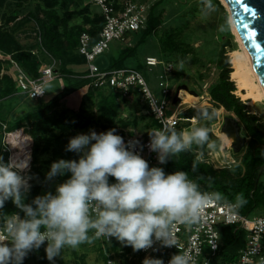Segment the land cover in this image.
I'll return each instance as SVG.
<instances>
[{
    "label": "clouds",
    "instance_id": "obj_1",
    "mask_svg": "<svg viewBox=\"0 0 264 264\" xmlns=\"http://www.w3.org/2000/svg\"><path fill=\"white\" fill-rule=\"evenodd\" d=\"M202 5L203 14L213 9L212 0H202ZM214 115L207 109L198 113L203 120ZM147 135L146 147L156 154L158 165H166L173 156L190 150L193 143L204 144L208 129L193 127L178 132L163 127ZM144 148L140 139L125 141L117 128L78 133L65 148L78 159L53 161L45 183L65 174L69 177L57 184L54 192L46 191L30 201L32 182H39L38 175L31 172L30 157L4 161L0 156V210L8 201L17 210L4 214L0 222V264H24L42 247L49 264H56L65 247L77 248L101 237L110 242L115 238L133 252L179 249L177 225L199 222L208 202L220 201L222 196L201 192L184 171L168 173L164 167L150 166L142 155ZM110 177L115 183H110ZM243 203V194H238L236 206ZM142 264L165 261L146 256ZM167 264H194V260L189 252L178 250Z\"/></svg>",
    "mask_w": 264,
    "mask_h": 264
},
{
    "label": "rangeland",
    "instance_id": "obj_2",
    "mask_svg": "<svg viewBox=\"0 0 264 264\" xmlns=\"http://www.w3.org/2000/svg\"><path fill=\"white\" fill-rule=\"evenodd\" d=\"M15 1L17 3V0ZM115 1H117L118 5H121L127 0ZM131 1L140 5L142 8L141 14L145 20L144 24L138 31L128 35V41L126 39L124 41H111L109 48L101 55H98L94 63L101 69L109 67L118 55L128 50V48L134 47L131 57L126 58L122 64L126 66L124 68H135L139 70L147 79L150 88L157 96H159L157 86L158 78L160 75H164L165 82L171 89L172 95L180 92V100L177 99L181 101V105L177 110L178 113L186 109H209L210 113H215L211 120L197 119L196 117L193 119L191 117V123L183 124V126L187 125L184 129L185 131H189L193 127H205L208 129V140L204 144L199 145L200 149L194 147L196 145L195 143L192 144L193 147L191 146L195 159L210 165L214 169H219L222 165H226L231 168L234 175L238 174L239 170L236 167L240 165L239 159L243 147L240 146L237 150L231 147L230 144L235 142L234 136L229 137L222 130L224 119L230 117L231 114L220 106H214L208 94L212 85L218 81L219 71L216 69L215 63L220 50L223 48L230 63V52L239 46L235 38L234 28L227 6L221 0H212V11L208 14H203L201 11L203 6L202 0ZM18 2L20 3H14V0H0V39L2 40L0 44L10 50L14 48L28 49L37 56L42 67L52 66L56 63L55 66L58 69L60 67L58 60L52 58L42 47L41 29L37 22L29 19V11L33 12L38 6L40 8L38 17L42 20L44 18L42 11L51 8L58 17L67 21V28L74 26L93 27L91 23L86 22L88 20L86 15L94 18L96 11H98L97 7L92 3V0H18ZM13 12H17L18 15L15 16L16 18L14 20H10L9 17L13 15ZM150 12L154 16H159L160 23L149 35L143 36L147 27V15ZM142 36L144 37L143 40L141 39ZM168 37H174V40H178V42L176 41L177 43L175 45H169L164 42ZM71 57L72 55L68 52L67 58ZM148 58L156 60V65L147 66L146 60ZM7 64L4 63L3 67L6 68ZM68 64V69L76 73H80L86 68L84 64H74L73 62H69ZM56 67H54V72H56ZM230 80L233 81L232 79ZM69 82L71 80L68 77H63L55 73L53 78L45 84V96L37 100L29 98L25 94H20L19 89L17 90V94H7L6 90L9 83L4 75L0 73V118L3 117L6 123L14 121V116L16 117V115L24 113L27 109L41 102H46ZM181 86H185L186 90ZM234 86V94L246 105L250 113L255 114L260 122L264 123V99L250 102V99L243 96L244 90L239 89L235 82ZM97 88L100 91L97 93L94 90L91 99L85 102L83 114L78 119L75 127V117L72 113L75 111L77 115L81 108V95L85 91L78 92L77 95H74L73 99L65 100L57 107V114L62 110L68 112L70 122H72L70 127L74 128H71V130L75 131L76 134H87L89 129H94L98 133L104 132L102 125L106 124V121L98 110V99L101 96L100 93L107 95V90L110 89H107L108 87L106 86ZM118 92L126 99L121 100L122 97L118 98L120 108L118 114L114 117L117 127L126 120V127L119 128L123 129L125 134L130 133L129 135L143 138L149 132V122L153 117L147 113L145 105L137 93L124 95L121 91ZM187 93L191 97H188ZM118 119L121 120L118 121ZM5 125L0 130V147L1 151L6 153L7 161L11 150L7 143L6 135L7 133L11 134L19 130L14 135L17 133L23 135L24 133L31 141L29 153L31 168L33 165L31 162V158L33 159V139L30 136L29 127L23 124L22 127L8 130L5 128ZM50 127L53 133L59 132L58 129L60 128L56 125L55 121L50 123ZM67 132L69 131L66 129ZM244 135L243 127H241L240 136L243 137ZM246 139H244L242 145L246 143ZM38 142L39 154L37 155L38 159L34 160V162L41 173L45 175L49 171L51 163L58 159L53 156L55 153L53 142L46 148L43 147V141L41 139ZM27 153L23 157H26ZM177 157V155L173 156L171 161L177 160ZM227 162L228 164H226ZM258 181L264 183V174L259 176ZM57 184L53 181L40 194L42 195L49 190L54 192ZM253 212V215L256 216L264 213L260 210ZM98 243L101 246L103 245L100 239H94L91 243H83L77 248L65 247L62 249L61 255L57 258V263L79 264L80 257L82 256L87 264H103L98 252ZM117 243L120 249L119 252H124V255L112 256V258H109L111 261L109 264H118L122 261L125 264H142V259H144L142 255L138 252H133L132 248L126 250L118 241ZM108 254L110 256L113 255L111 252ZM40 257L39 251L33 252L28 256L24 264H39Z\"/></svg>",
    "mask_w": 264,
    "mask_h": 264
},
{
    "label": "trees",
    "instance_id": "obj_3",
    "mask_svg": "<svg viewBox=\"0 0 264 264\" xmlns=\"http://www.w3.org/2000/svg\"><path fill=\"white\" fill-rule=\"evenodd\" d=\"M114 5H117L115 0H107ZM14 3L16 1L14 0ZM18 2L16 4H19ZM15 4V5H16ZM40 8L37 6L36 9L31 12L29 11V19L34 20L38 23L39 28L41 29V44L47 53H49L52 58L58 60L60 67H56V73L63 77H68L71 82L64 85L59 92H57L52 98L46 102H41L34 107H31L24 111V113L16 115L13 118L14 121H9L6 123V120L3 117L0 118V130L2 126L5 125V128L10 130L18 127H22L25 124L30 129V136L33 139L32 143V157L31 162V172L37 174L39 177V182L33 181V187L29 195V201L36 195H41L40 192L43 191L49 184H52L53 181L56 183L64 182L70 174H65L55 178L52 182L45 183V175L35 165L34 160H37V155L39 154V142L41 139L43 141V147L46 148L52 142L54 143V154L53 156L56 159H78L75 153L65 151V148L68 144V141L71 137L75 136V131L71 130L70 127V117L68 112L65 110L60 111L57 114V107L59 104L65 100H70L74 98V95L80 91H85L81 95V108L79 109L77 115L74 111V127L78 122L80 116H82L84 111L85 102L93 96L94 90L100 91L99 88L93 86L90 79L86 78L85 75L87 71H81L76 73L68 69V63L73 62L74 64H84L85 60L83 56L77 53V44L78 37L82 31H87L90 34V43L93 44L98 39L99 30L103 24V18L101 14L96 11L95 17H90L86 15L89 22L93 27H66V20L58 17L54 10L44 9L42 20L38 17ZM13 15L9 17L10 20H14L18 14L13 12ZM68 14V13H67ZM147 27L144 31L143 36L149 35L154 28L160 23L159 16H154L152 12L148 13ZM91 18V19H90ZM61 28V29H60ZM141 37L143 40L144 37ZM0 39V43H1ZM178 40H174V37H168L166 41L169 45H175ZM170 47V46H169ZM134 51V47L128 48L120 55L114 59V62L107 67V69H117L124 68L122 62L131 57ZM68 52L72 55L71 58H67ZM8 56L14 59L20 68L31 77H37L42 68L40 60L32 51L28 49H6V47L0 44V73L4 75L5 79L9 83L6 90L7 94H17L18 85L15 80V74L11 65L8 61ZM68 59H70L68 61ZM7 64L6 68L3 65ZM44 66V65H43ZM216 69H218V81L212 85L209 89V99L212 101L214 106H220L227 112H229L230 117L233 118L237 124L243 127L245 135L243 138H247L246 143L241 145L243 151L239 159L240 165L236 168L239 170V173L234 175L230 167H221L219 169H214L210 165L199 162L195 159V156L192 152V149L178 154L177 160L169 161L166 165H151V166H161L165 168V171L168 173L174 171H184L188 174L189 179L195 181L201 192L213 194L220 193L222 199L220 202H231L236 204V197L238 194H243L245 203L238 207V210L243 215L253 214L255 210H260L264 212V183L258 181L259 176L264 174V170L260 172V167L264 165V123H261L258 117L255 114L250 113L247 110L246 105L239 99L238 96L234 94L235 86L234 82L229 79V74L231 72L230 63L228 57L223 51V48L220 50L216 63ZM101 89V88H100ZM109 89V88H107ZM108 94L104 95L102 93L98 99V110L101 112V115L104 116L106 124L102 125V130L107 131L111 128H117V133L122 137L125 135L123 129L126 127L125 122L121 123L117 127L114 117L118 114L120 108V102L118 98L122 97L121 100L126 99L121 95L120 92L114 89L107 90ZM22 94V93H20ZM42 99V98H41ZM38 100V99H37ZM199 110H190L186 109L179 113L181 118H191L196 117L199 119L198 113ZM209 111V109H207ZM71 111V112H72ZM72 117V118H74ZM151 118V117H150ZM121 119H118L120 121ZM56 122V125L60 129L58 133H53L50 127L51 122ZM73 121V120H72ZM184 123L180 122L175 126V130L184 131ZM149 131L157 128L158 125L156 121L151 118L149 122ZM66 129L67 132L66 133ZM74 129V128H73ZM71 130V131H70ZM130 134V133H129ZM128 134V135H129ZM144 139L149 138L146 134ZM193 147V146H192ZM196 149H200L199 145H194ZM0 156L3 157L4 161H7L6 153L1 151L0 147ZM241 168V169H240ZM113 178H109L111 180ZM17 211L14 208V205L11 201L6 202L5 208L0 210V222L3 220L4 214H11ZM92 236V233H89ZM246 231L243 228H240L236 225H225L220 228V245L217 251L216 258L213 259L212 264H226L237 259L238 251L241 249L245 242ZM98 252L100 258L102 259L103 264H107L109 258L116 256H123L124 252H119L117 240L113 238L111 242L106 244L105 248H102L100 243H98ZM131 247H125L126 250H130ZM105 251H104V250ZM111 252L113 255H109ZM41 255L39 259V264H49L46 259L45 252L43 247L39 250ZM25 262V261H24ZM56 264L57 259H56ZM79 264H87L83 257H80ZM118 264H125L123 261Z\"/></svg>",
    "mask_w": 264,
    "mask_h": 264
},
{
    "label": "built area",
    "instance_id": "obj_4",
    "mask_svg": "<svg viewBox=\"0 0 264 264\" xmlns=\"http://www.w3.org/2000/svg\"><path fill=\"white\" fill-rule=\"evenodd\" d=\"M92 3L101 14L103 24L99 30L98 39L93 44L90 43V34L87 31H82L78 37L77 51L83 56L88 69L85 77L90 79L96 88L106 86L109 89L121 91L124 95L137 93L147 113L156 121L158 129L174 128L182 121L191 123V118L179 117L180 112L178 113L177 110L181 105L180 92L172 95L163 75L158 78L159 96H157L139 70L135 68L101 69L94 63L95 58L109 48L111 41L127 40L128 35L138 31L145 20L141 14L140 5L131 0L124 1L121 5L118 3L114 5L107 0H92ZM7 57L14 71L19 92L27 94L29 98H43L44 86L54 75V65L42 67L37 77H31L20 68L14 59L8 55ZM156 63V60L151 58L146 60L147 66H154ZM175 98L179 100L173 103ZM9 135L10 133H7V140ZM123 137L125 141L132 138L140 139L145 145L143 157L148 160L150 166L157 164L156 154L146 147L149 138L144 139L128 134ZM221 167L227 166L222 165ZM110 183H115L114 178L110 180ZM225 225H236L246 231L245 242L238 251L237 259L226 264H264V213L258 216L243 215L235 203L216 200L208 202L199 222L191 225H177L175 237L179 249L173 247L161 249L160 252L148 250L138 253L144 258L146 256L162 257L167 264L173 253L178 250L187 251L192 255L194 264H212L220 245V228ZM98 239L103 244L102 248L110 242L103 237ZM107 262L109 264L111 261L108 259Z\"/></svg>",
    "mask_w": 264,
    "mask_h": 264
},
{
    "label": "water",
    "instance_id": "obj_5",
    "mask_svg": "<svg viewBox=\"0 0 264 264\" xmlns=\"http://www.w3.org/2000/svg\"><path fill=\"white\" fill-rule=\"evenodd\" d=\"M229 8V15L237 35L243 43L248 57L256 71L257 77L264 87V0H223ZM248 11H244V7ZM255 13V15H252ZM247 24L248 28L243 25ZM249 32H255V36L248 35ZM186 90L185 86H181ZM194 95L196 93L192 91ZM178 100L175 98L173 103ZM229 129L234 136L235 142L230 144L235 150L239 148L244 138L240 136V126L231 118L224 119L222 130ZM264 170V165L260 167V172Z\"/></svg>",
    "mask_w": 264,
    "mask_h": 264
},
{
    "label": "bare ground",
    "instance_id": "obj_6",
    "mask_svg": "<svg viewBox=\"0 0 264 264\" xmlns=\"http://www.w3.org/2000/svg\"><path fill=\"white\" fill-rule=\"evenodd\" d=\"M221 1L225 4L223 0ZM228 11H229V8H228ZM234 34H235V38L239 46L237 49H233L230 52V63H231V68H232L230 72V79H232L235 82L236 86L239 89L244 90L243 96L250 99V102L264 99V87H262L257 77L256 71L254 70V67L248 57L246 49L243 43L241 42L240 37L237 35L235 29H234ZM25 95L28 96L27 94ZM187 95L188 97L190 96L188 93ZM44 96H45V93H44ZM18 131L19 130L12 132L8 138V144L11 150L10 157H13V158L19 157L20 159H28L29 153H30V143H31L30 138L27 135H24V133L21 130L20 131L21 133H23V135H19V133L14 135V133ZM224 131L229 137L233 136L231 132L229 131V129H224ZM26 153H27V156L23 157V155Z\"/></svg>",
    "mask_w": 264,
    "mask_h": 264
},
{
    "label": "snow or ice",
    "instance_id": "obj_7",
    "mask_svg": "<svg viewBox=\"0 0 264 264\" xmlns=\"http://www.w3.org/2000/svg\"><path fill=\"white\" fill-rule=\"evenodd\" d=\"M244 11H245V12L248 11V9H247L246 6L244 7ZM252 15H255V13H252ZM243 27H244V28H248V25H247V24H244ZM248 35H250V36H255L256 34H255V32H249Z\"/></svg>",
    "mask_w": 264,
    "mask_h": 264
},
{
    "label": "crops",
    "instance_id": "obj_8",
    "mask_svg": "<svg viewBox=\"0 0 264 264\" xmlns=\"http://www.w3.org/2000/svg\"><path fill=\"white\" fill-rule=\"evenodd\" d=\"M127 41H128V37H127ZM77 53H78V51H77ZM79 54V53H78ZM80 55V54H79ZM56 65V63L54 64V67H56L55 66ZM84 65H86V62L84 63ZM104 68H107V67H104ZM55 69V68H54ZM87 71V65H86V68H84V70L83 71ZM56 72H54V74H55ZM57 74V73H56ZM164 76V75H163ZM76 95V94H75ZM41 99V98H40ZM185 131V130H184ZM188 131V130H187Z\"/></svg>",
    "mask_w": 264,
    "mask_h": 264
}]
</instances>
